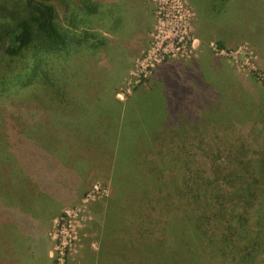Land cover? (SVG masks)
Instances as JSON below:
<instances>
[{
	"label": "rangeland",
	"instance_id": "374dc122",
	"mask_svg": "<svg viewBox=\"0 0 264 264\" xmlns=\"http://www.w3.org/2000/svg\"><path fill=\"white\" fill-rule=\"evenodd\" d=\"M114 3L119 22L92 15L87 23L103 43L88 41L53 65L78 112L54 115L37 94L0 99V264H117L101 245L113 192L106 164L120 134L153 127L150 98L164 101V124L152 132L155 149L133 159L180 155L191 169L179 194L194 184L208 191L216 168L238 162L235 146L264 148V0ZM56 8L63 25L65 4ZM13 44L10 35L9 52ZM219 108L224 116L214 117ZM150 228L142 230L156 236ZM113 240L112 253L123 250Z\"/></svg>",
	"mask_w": 264,
	"mask_h": 264
},
{
	"label": "trees",
	"instance_id": "16d2710c",
	"mask_svg": "<svg viewBox=\"0 0 264 264\" xmlns=\"http://www.w3.org/2000/svg\"><path fill=\"white\" fill-rule=\"evenodd\" d=\"M56 1L0 0V99L15 95L30 99L37 94L54 115L69 117L80 103L53 65L77 56L88 41L103 43V37L87 29L90 16H112L116 22L121 18L113 12L114 0H61L65 4L61 25ZM10 35L15 36L13 52L6 45ZM65 70L66 66L60 71ZM218 91L224 94L223 89ZM150 99L157 107L144 104L151 108L153 127L120 134L121 148L115 144L106 164L113 186L105 200L101 233L107 258L112 256L117 264H263L264 148L248 152L235 146L230 152L238 162L216 168L219 176L208 191L194 184L193 191L179 194L182 182L190 179L184 172L191 169L180 155L154 154V161L144 163L133 159L139 148L155 149L153 133L164 124V101ZM223 110L217 109L214 117L224 116ZM259 121L261 132L264 115ZM3 143L0 140L1 148ZM171 168H178L176 175L164 176ZM165 186L167 191L162 192ZM148 225V233L156 236L142 230ZM119 227L123 235L115 236ZM113 237L123 250L112 253Z\"/></svg>",
	"mask_w": 264,
	"mask_h": 264
},
{
	"label": "crops",
	"instance_id": "0c3cea01",
	"mask_svg": "<svg viewBox=\"0 0 264 264\" xmlns=\"http://www.w3.org/2000/svg\"><path fill=\"white\" fill-rule=\"evenodd\" d=\"M46 256L49 257L48 254H46Z\"/></svg>",
	"mask_w": 264,
	"mask_h": 264
}]
</instances>
